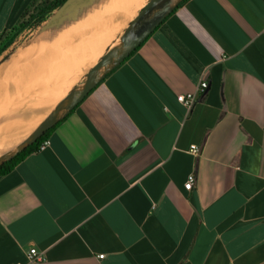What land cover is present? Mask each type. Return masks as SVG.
Returning <instances> with one entry per match:
<instances>
[{
	"label": "crops",
	"instance_id": "0c3cea01",
	"mask_svg": "<svg viewBox=\"0 0 264 264\" xmlns=\"http://www.w3.org/2000/svg\"><path fill=\"white\" fill-rule=\"evenodd\" d=\"M46 138L0 177V264H264V0L179 3Z\"/></svg>",
	"mask_w": 264,
	"mask_h": 264
},
{
	"label": "rangeland",
	"instance_id": "374dc122",
	"mask_svg": "<svg viewBox=\"0 0 264 264\" xmlns=\"http://www.w3.org/2000/svg\"><path fill=\"white\" fill-rule=\"evenodd\" d=\"M53 2L36 0L0 37V155L46 117L149 0H75L52 21Z\"/></svg>",
	"mask_w": 264,
	"mask_h": 264
},
{
	"label": "water",
	"instance_id": "95a60500",
	"mask_svg": "<svg viewBox=\"0 0 264 264\" xmlns=\"http://www.w3.org/2000/svg\"><path fill=\"white\" fill-rule=\"evenodd\" d=\"M75 0H66L52 16L57 19ZM182 0H150L114 39L97 62L75 86L59 99L46 117L23 140L0 155V165L34 143L45 131L68 115L71 110L117 65H119ZM140 27V24L143 23Z\"/></svg>",
	"mask_w": 264,
	"mask_h": 264
},
{
	"label": "built area",
	"instance_id": "2783aa9c",
	"mask_svg": "<svg viewBox=\"0 0 264 264\" xmlns=\"http://www.w3.org/2000/svg\"><path fill=\"white\" fill-rule=\"evenodd\" d=\"M1 37V36H0ZM207 89V82L205 80L201 81L200 84L198 85L196 91L194 92H188L185 94H179L176 96V100L179 104L184 106L187 109H190L195 101L197 100V97L201 94H204ZM50 144V141L48 138H45L42 140L39 145L37 146L35 151H42L46 147H48ZM190 153L193 156H198L200 153V148L196 145H191L189 149ZM195 183V176L194 174H189L187 176L186 182L184 183V187L186 190H191L193 188V185ZM104 257V254H98L96 255V258L98 260L102 259ZM26 258L28 262L30 263H38L44 261L45 257L43 252H39L36 249L32 248L26 253Z\"/></svg>",
	"mask_w": 264,
	"mask_h": 264
},
{
	"label": "trees",
	"instance_id": "16d2710c",
	"mask_svg": "<svg viewBox=\"0 0 264 264\" xmlns=\"http://www.w3.org/2000/svg\"><path fill=\"white\" fill-rule=\"evenodd\" d=\"M66 0H54L51 8L52 9H57L59 8ZM184 0H182L181 2H183ZM180 2V3H181ZM63 120V119H62ZM62 120H60L59 122H61ZM58 122V123H59ZM56 123L53 127H51L50 129H48L47 131L44 132V134L42 136H40L34 143L30 144L29 146H27L24 150H22L21 152H19L17 155H15L14 157H12L10 160L4 162L3 164L0 165V177L6 175L7 173L11 172L13 170V168L19 163L21 162L26 156H28L29 154L35 152L37 146L39 145V143L44 140L46 138V136L48 135V133L50 131H52L56 125L58 124Z\"/></svg>",
	"mask_w": 264,
	"mask_h": 264
},
{
	"label": "bare ground",
	"instance_id": "6f19581e",
	"mask_svg": "<svg viewBox=\"0 0 264 264\" xmlns=\"http://www.w3.org/2000/svg\"><path fill=\"white\" fill-rule=\"evenodd\" d=\"M136 15H137V14H136ZM145 22H146V21H144L143 23H141V24H140V27H141L142 24H145ZM126 26H127V25H126ZM126 26H125V27H126ZM121 32H122V31H121ZM121 32H120V33H121ZM117 36H118V35H117ZM117 36H116V37H117ZM113 41H114V40H113ZM113 41H112V42H113ZM103 54H104V53H103ZM97 60H98V59H97ZM97 60L94 61V62L91 64V66H93V65L97 62ZM91 66H90V67H91ZM90 67H89V68H90ZM88 70H89V69H88ZM69 75H70V74H69ZM43 118H44V117H43ZM34 128H35V127H34ZM34 128H33V129H34ZM32 131H33V130H32ZM32 131H31V132H32ZM31 132H30V133H31ZM30 133H29V134H30ZM29 134H27V136H28ZM24 138H25V137H24ZM24 138H23V139H24ZM23 139H22V140H23Z\"/></svg>",
	"mask_w": 264,
	"mask_h": 264
}]
</instances>
